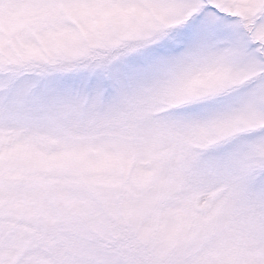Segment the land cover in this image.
Masks as SVG:
<instances>
[{"label": "snow or ice", "instance_id": "snow-or-ice-1", "mask_svg": "<svg viewBox=\"0 0 264 264\" xmlns=\"http://www.w3.org/2000/svg\"><path fill=\"white\" fill-rule=\"evenodd\" d=\"M0 264H264V0H0Z\"/></svg>", "mask_w": 264, "mask_h": 264}]
</instances>
